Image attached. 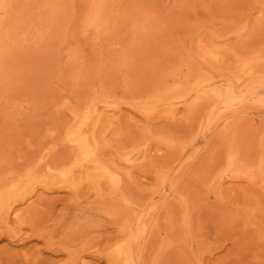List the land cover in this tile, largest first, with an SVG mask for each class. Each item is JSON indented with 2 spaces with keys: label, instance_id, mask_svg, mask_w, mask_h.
Returning a JSON list of instances; mask_svg holds the SVG:
<instances>
[{
  "label": "rangeland",
  "instance_id": "374dc122",
  "mask_svg": "<svg viewBox=\"0 0 264 264\" xmlns=\"http://www.w3.org/2000/svg\"><path fill=\"white\" fill-rule=\"evenodd\" d=\"M0 264H264V0H0Z\"/></svg>",
  "mask_w": 264,
  "mask_h": 264
}]
</instances>
